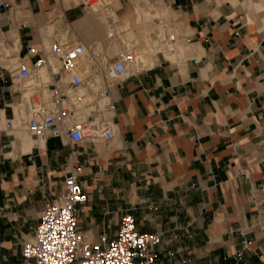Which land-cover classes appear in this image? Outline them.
Instances as JSON below:
<instances>
[{
  "label": "crops",
  "instance_id": "crops-1",
  "mask_svg": "<svg viewBox=\"0 0 264 264\" xmlns=\"http://www.w3.org/2000/svg\"><path fill=\"white\" fill-rule=\"evenodd\" d=\"M114 1L132 38L137 11ZM163 3L178 52L154 40L155 65L138 52L121 84L78 113L100 115L110 140L39 139L25 127L35 91L0 82V264H27L22 250L72 160L82 167L87 199L76 218L87 244L114 239L134 209L138 233L161 234L157 264H264V0ZM91 13L73 0H0V73L32 65L29 47L82 41L83 29L100 36Z\"/></svg>",
  "mask_w": 264,
  "mask_h": 264
},
{
  "label": "built area",
  "instance_id": "built-area-1",
  "mask_svg": "<svg viewBox=\"0 0 264 264\" xmlns=\"http://www.w3.org/2000/svg\"><path fill=\"white\" fill-rule=\"evenodd\" d=\"M93 1L76 0L78 6L88 9ZM28 54L36 57L32 65L21 62L7 76L0 73V82L36 91L24 103L28 132L43 141L66 138L80 143L99 136L110 140L113 127L100 115L84 121L78 118V113L95 100L109 96L121 84L132 71L135 52H120L107 60L95 46L62 40L48 46L29 47ZM42 68L47 70L48 78L40 83L38 76ZM44 89L50 91L48 97L36 101L37 92ZM88 97L91 102L86 103ZM13 128V122L9 121L7 129ZM66 168L63 191L55 201L44 204L35 236L22 250L24 261L27 264H157L154 247L160 243L161 234L138 233L134 209L123 213L114 239L102 237L93 245L84 241L76 218L77 206L87 199L78 182L82 167L72 160Z\"/></svg>",
  "mask_w": 264,
  "mask_h": 264
},
{
  "label": "rangeland",
  "instance_id": "rangeland-1",
  "mask_svg": "<svg viewBox=\"0 0 264 264\" xmlns=\"http://www.w3.org/2000/svg\"><path fill=\"white\" fill-rule=\"evenodd\" d=\"M73 2L77 4L76 0H73ZM99 3V8L93 7V10L86 8V11L91 15V10L94 13L93 18L89 20V27L91 21L93 25L98 27L100 36H96L94 33L89 35L87 31L81 29L84 32L82 42L87 46L97 47L99 51L104 54V57L107 60L118 55L120 52L134 51L136 57L138 52H142L147 56L152 55L153 60H155V65L158 61V57L163 55L159 52L161 51L159 47L153 46L154 40H159L161 41V44H168L172 46L173 51H166V53L163 54L169 55L172 53L175 54L176 51L178 52L176 46L173 44V42L180 44L178 43L177 38L178 32L177 29H175L176 26L170 22L171 17L165 8L163 0H129V6L132 9H135V12L137 11L136 13L139 21H137L138 23L136 25L131 27L133 30V37L128 38L127 40L125 39L127 38V33L131 30L128 29L125 31V28L127 27L126 25L128 24H126L124 19L120 21L116 16L118 13L115 8V1L102 0L101 2L99 1ZM121 22H123L122 25ZM104 28L105 31H102ZM165 35H167V37ZM69 40L76 41L74 37ZM169 57L172 56L169 55ZM45 81H47V79L42 81L39 80L38 76V82L41 83ZM45 90L47 89L42 91L43 94L37 93L38 95L35 97V100L39 102L41 99L40 97L46 99L49 94H46ZM88 100L90 101L91 98L88 97ZM89 101L86 103H89ZM93 106L94 105L92 104L89 107L91 108Z\"/></svg>",
  "mask_w": 264,
  "mask_h": 264
},
{
  "label": "bare ground",
  "instance_id": "bare-ground-1",
  "mask_svg": "<svg viewBox=\"0 0 264 264\" xmlns=\"http://www.w3.org/2000/svg\"><path fill=\"white\" fill-rule=\"evenodd\" d=\"M142 1H145V0H142ZM104 2H105V1H104ZM104 2H103V3H104ZM93 7H98V8H99V7H100V3H99L97 0L93 1V2L91 3V7H90L89 9H92V10H93ZM92 10H91V11H92ZM158 41H159V40H158ZM160 42H161V41H159V43H160ZM85 45H86V44H85ZM160 45H161V43H160ZM157 47L160 48V46H157ZM165 47H166V50H167V51H173L172 47H170L168 44H166ZM136 58H137V57H136ZM140 58H142V57H140ZM142 59H143V58H142ZM136 61H137V60L135 59L133 65H132V68L134 67V64L137 63ZM142 61L144 62V59H143ZM142 61H141V62H142ZM143 64H145V62H144ZM143 64H142V65H143ZM140 65H141V64H140ZM43 69H44V68H42V69L39 71V74L43 71ZM37 93H38V92H37ZM36 101H37V100H36ZM87 101H89V100L87 99L86 102H87Z\"/></svg>",
  "mask_w": 264,
  "mask_h": 264
}]
</instances>
